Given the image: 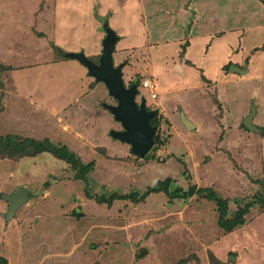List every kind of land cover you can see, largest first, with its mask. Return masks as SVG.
Masks as SVG:
<instances>
[{"label": "rangeland", "instance_id": "obj_1", "mask_svg": "<svg viewBox=\"0 0 264 264\" xmlns=\"http://www.w3.org/2000/svg\"><path fill=\"white\" fill-rule=\"evenodd\" d=\"M130 2L0 0V135L48 138L67 145L84 163L94 162L85 182L50 152L5 157L0 150V192L22 187L31 192L9 226L1 217L8 204L0 200V259L7 264H264V1ZM105 21L119 35H129L113 53L116 65L126 62L127 80H154L150 64L161 61L157 83L168 77L190 87L202 83L199 91L169 95L167 111L157 104L158 95L153 100L142 89L159 120L144 157L112 137V130L124 126L108 108L118 100L105 83L84 73L76 59L53 63V52L43 53L42 44L23 47L26 38L47 43L48 35L39 34L46 31L68 51H83L98 62L90 54L102 53ZM222 30L228 33L216 37ZM139 32L137 42L142 35L146 41L131 48L130 39ZM156 40L161 43H152ZM187 40L199 67L179 59ZM207 43L217 47L203 61ZM230 49L232 60L208 79L200 67L214 65ZM231 64L249 70L232 72ZM252 105L258 131L243 125ZM181 110L197 128L184 126ZM167 178V189L143 197ZM193 186L226 198V219L248 206L244 223L224 229L216 202L205 194L182 196ZM130 193L143 199L98 200Z\"/></svg>", "mask_w": 264, "mask_h": 264}, {"label": "water", "instance_id": "obj_2", "mask_svg": "<svg viewBox=\"0 0 264 264\" xmlns=\"http://www.w3.org/2000/svg\"><path fill=\"white\" fill-rule=\"evenodd\" d=\"M103 30L106 35L102 41L103 49L98 62L90 59L83 51L68 52L66 56L78 60L87 68L90 76L99 82L105 83L110 94L118 100L117 105H108V108L116 120L124 126V130H112V137L128 143L134 153L144 157L154 145L155 127L151 124V118L158 113V110L148 109L145 98H142L140 102L136 100L139 95L136 83L130 86L124 83L123 64L116 65L113 58L119 36L109 26L108 21L104 22ZM248 70V68H242L234 64L229 67V71L240 74H245ZM255 113L256 107L252 105L250 113L243 120V125L248 130H260L254 123ZM180 114L187 129L193 130L196 128V124L186 117L183 111ZM0 199L8 203L7 210L3 213L4 220L8 223L19 207L29 201L30 192L25 187L16 189L11 193L0 192ZM144 252L142 251L141 254ZM232 259L235 260V257L233 256ZM0 264H6V260L1 259Z\"/></svg>", "mask_w": 264, "mask_h": 264}, {"label": "trees", "instance_id": "obj_3", "mask_svg": "<svg viewBox=\"0 0 264 264\" xmlns=\"http://www.w3.org/2000/svg\"><path fill=\"white\" fill-rule=\"evenodd\" d=\"M185 45L182 47V51L180 53L181 59L184 60L186 64L194 66L189 60L185 59ZM59 47L55 48L56 54L59 59H67L65 51H58ZM97 58L100 57V54L95 55ZM230 67V65H227ZM136 83L138 86L140 82L138 78L132 82ZM151 124L156 128L159 124L158 115L155 114L151 118ZM28 148V150H26ZM0 150H5V157H23V156H36L43 152H50L55 157L65 160L68 164H70L71 168L75 171L76 177L87 181V174L93 167L94 162L84 163L81 157L78 156L77 153L71 151L67 145L59 143L55 145L50 139L46 138L44 140H37L33 137H24L18 134H6L0 135ZM24 152V153H23ZM170 178L165 179L164 181H158L157 186L151 187V189L146 193H144L143 197L147 196L151 192H158L163 189L168 188V184L166 181H169ZM181 191L180 188L176 189V193ZM88 194V192L86 193ZM195 194H205L206 198L212 200L217 203L220 214V224L221 226L228 230L232 231L236 226L243 224L245 221V214L248 213L249 207H243L238 212H236L235 218L226 219L227 210H228V200L226 198H222L219 196L215 190L209 187L198 188L193 186L188 191L182 193V196H193ZM89 195V194H88ZM141 196H135L132 193L125 195H112L110 197L102 196L98 200L102 203L112 204L116 199H132L135 203Z\"/></svg>", "mask_w": 264, "mask_h": 264}, {"label": "crops", "instance_id": "obj_4", "mask_svg": "<svg viewBox=\"0 0 264 264\" xmlns=\"http://www.w3.org/2000/svg\"><path fill=\"white\" fill-rule=\"evenodd\" d=\"M119 1H131L130 2V4H134V2H135V4H137V1H142V0H119ZM171 1V0H170ZM173 1V0H172ZM229 1H231V0H229ZM233 1V0H232ZM244 1H247V0H244ZM251 1H264V0H251ZM62 3H65V2H63L62 1ZM67 3H65V5H66ZM63 5V4H62ZM67 5H69V4H67ZM138 6V5H137ZM136 6V7H137ZM190 7H189V11H190ZM188 11V9H184V12H187ZM127 12H129V10L127 9ZM191 12V11H190ZM117 14V13H116ZM125 14H127L126 13V11H125ZM139 16H141L142 15V13L140 12V14H138ZM189 16H190V13L188 14ZM118 16V15H117ZM120 16V15H119ZM113 17V16H112ZM151 17V16H150ZM149 17V18H150ZM55 18V17H54ZM53 18V19H54ZM140 18V17H139ZM52 19V18H51ZM195 19V18H194ZM110 20H114V19H111L110 18ZM150 20H151V18H150ZM111 26V25H110ZM113 26V25H112ZM76 27V26H75ZM132 27V26H131ZM194 27V26H193ZM113 28L114 29H116V27L115 26H113ZM132 29V28H131ZM149 29H150V26H149ZM158 30L160 29V27L159 28H157ZM128 29H126L125 31H127ZM135 27H134V29L132 30L133 31V33H138V32H135ZM190 30H191V28H190ZM235 30L237 31V28H235ZM17 31H19V30H17ZM124 31V32H125ZM130 31V30H129ZM152 31V30H151ZM150 31V32H151ZM232 31H234V29H232ZM218 33H216V37H222L223 35H226L228 32H226V31H224V30H222V31H217ZM131 33V32H130ZM152 33V35L154 34L153 33V31L151 32ZM41 36H46V35H48V40H47V43H45V42H43V41H40L38 38H26L25 40H23L22 42H23V47L24 48H30V49H32V47H34V46H38V45H41L42 44V47H41V50L43 51V53H46V52H50L51 53V51L53 52L52 53V55H51V57L50 58H52V57H54V58H52L53 59V63H63L64 62V60H66V59H56V57H58V55L56 54V51H55V48L56 47H59L60 49H62V50H65L66 52H74V51H68V49H70V48H68L69 46L68 45H65V44H63V43H60V41H58V40H56L55 39V36H54V39L53 38H51L50 36H49V34H48V32H44V33H39ZM128 34V33H127ZM127 34H125V35H119L118 33H117V35L119 36V40L117 41V43H116V48H117V46H118V44L121 42V41H124V40H126L127 41V37L129 36V35H127ZM18 37H20L21 35L20 34H16ZM139 36H136V37H132L131 39H130V41H134V43L131 45L132 47L131 48H136L135 46H138L139 44H143L145 41H146V38H145V35H142L143 36V39H142V41H139V42H137V40H139V38H140V36H141V34H140V32H139V34H138ZM212 35V37H214L213 36V34H211ZM124 36H125V38H124ZM138 37V39H136ZM184 40L185 39H183V41L182 42H184ZM188 41H189V44H188ZM42 42V43H41ZM152 43H154L155 45H158V44H160L161 42H160V40H156L155 42L153 41ZM185 59L186 60H189L194 66H192V67H194L195 68V65L196 66H198L199 67V65H198V63H196V61H194L193 60V58H196V55L193 53V51H192V49H193V44H192V42L190 41V40H187L185 43ZM184 44L182 43L181 44V49H179V52L178 53H181V51H182V47L184 46ZM208 44H210L209 45V47L207 48L206 46L208 45ZM205 47V48H204ZM203 48L205 49V51H204V54L203 55H201L200 57H203V61H208L211 57L210 56H212L213 55V52H214V49H215V47H217V45H213V47H212V44L211 43H207V44H205V46H204ZM41 52V51H40ZM115 52V51H114ZM233 49H230V50H227V52L225 53L226 55L224 56V57H221L220 59H216V62L217 63H215L214 65H209V66H204V68L203 67H200V68H202V69H204V73H206V75L208 76V79L209 78H212L213 76L212 75H215V77H216V75H218V74H212L211 73V71H216L217 69H219L220 67H222V66H224L225 64H227L229 61H231L232 60V58H233ZM86 54V53H85ZM90 54V53H89ZM98 53L97 52H94V53H92V54H90V56H94V55H97ZM87 55V54H86ZM88 56V55H87ZM213 57V56H212ZM59 58V57H58ZM181 58V56H180V54H179V59ZM68 59V58H67ZM182 59H180V61H181ZM183 61V63L184 64H186L185 62H184V60H182ZM181 61V62H182ZM124 62V61H123ZM122 62V60L121 61H117V64L119 63V64H123V69H122V71H123V80H124V78H125V80L128 82V81H130V83L129 84H132V80L133 79H131V78H129V80H127L126 79V75H125V69H126V67H125V64H126V62H124L123 63ZM161 61L160 62H158V63H155V66L151 63L150 64V73H151V76L153 75V76H156L155 77V79H154V82H155V84H156V92H157V95L159 96L158 97V102H157V104H160L161 106H162V109H165L166 111L169 109V107H168V102H167V99H168V97H169V95H174L175 96V94H178V93H180V92H186V91H188V90H192V89H198V91L199 90H201V87H202V83L200 82V83H196L195 84V86H188L187 84L185 85V83L183 82L182 83V81H181V83L179 84V83H175V82H173L169 77L168 78H164L162 81H160V83H157V75L160 73V69H161ZM118 64V65H119ZM83 65V64H82ZM189 65V64H188ZM232 65V64H231ZM230 65V66H231ZM234 65H236V64H234ZM191 66V65H190ZM239 66V65H238ZM206 70H208V71H206ZM83 72L84 73H88V70H87V68L83 65ZM216 73V72H215ZM89 74V73H88ZM165 74V73H164ZM166 76H168L167 74H166ZM87 77V76H86ZM214 78V77H213ZM158 80H159V78H158ZM97 81V80H96ZM99 82V81H98ZM125 83V82H124ZM208 83V82H207ZM86 84V83H85ZM158 84V85H157ZM205 84H206V82H205ZM87 85L89 86V88H90V78L88 79V83H87ZM204 86V85H203ZM200 89H199V88ZM158 89L160 90V91H164V96L162 95V97L160 96V94L158 93ZM200 94H201V92H200ZM85 94L84 95H80L79 96V100H83L84 101V99H85ZM148 96V95H147ZM157 98V97H156ZM155 98V99H156ZM152 99V98H151ZM154 100V99H153ZM150 102L151 101H149L148 100V105L150 104ZM176 104L178 105H180V104H182L181 102H176ZM184 107L186 106L185 104L183 105ZM181 111H183L184 113H185V111L184 110H181ZM168 113V112H167ZM185 115H186V113H185ZM186 117H187V115H186ZM189 118V117H188ZM190 119V118H189ZM183 123V122H182ZM196 124V123H195ZM185 126V125H184ZM196 128H197V124H196ZM26 188V187H25ZM28 189V188H27ZM29 190V189H28ZM29 192H30V190H29ZM30 199H31V192H30ZM30 199H29V201H30ZM1 200V199H0ZM28 201V202H29ZM2 202H5V204H6V206H7V202L6 201H4V200H2ZM26 204V203H25ZM25 204H23V205H25ZM22 205V206H23ZM21 206V207H22ZM8 207V206H7ZM21 207H19V209L21 208ZM18 209V210H19ZM17 210V211H18ZM17 211H16V213H17ZM16 215V214H15ZM14 215V216H15ZM1 217H2V219H3V221H4V223H5V226H9V225H11V223H12V221L11 220H13L14 219V217L8 222V223H6L5 222V220H4V217H3V214H1ZM23 240V239H22ZM54 254L55 253H50V255H53L54 256ZM2 259H5L6 260V264L8 263V261H7V259L6 258H2ZM52 259V258H51ZM50 259V260H51ZM1 260V259H0Z\"/></svg>", "mask_w": 264, "mask_h": 264}, {"label": "built area", "instance_id": "obj_5", "mask_svg": "<svg viewBox=\"0 0 264 264\" xmlns=\"http://www.w3.org/2000/svg\"><path fill=\"white\" fill-rule=\"evenodd\" d=\"M142 89H146L149 92L150 98L155 99L157 97L156 84L153 79L147 77L140 81L141 97L148 99V96L142 92Z\"/></svg>", "mask_w": 264, "mask_h": 264}, {"label": "clouds", "instance_id": "obj_6", "mask_svg": "<svg viewBox=\"0 0 264 264\" xmlns=\"http://www.w3.org/2000/svg\"><path fill=\"white\" fill-rule=\"evenodd\" d=\"M138 89H139V96H141L140 85L138 86ZM143 98H145V97H143ZM140 99H142V97H140ZM145 99H146V98H145ZM147 100H148V99H146V104L148 103ZM140 101H141V100H140ZM140 101H138V102H140ZM147 107H148V104H147ZM149 109H150V108H149Z\"/></svg>", "mask_w": 264, "mask_h": 264}, {"label": "flooded vegetation", "instance_id": "obj_7", "mask_svg": "<svg viewBox=\"0 0 264 264\" xmlns=\"http://www.w3.org/2000/svg\"><path fill=\"white\" fill-rule=\"evenodd\" d=\"M147 102H148V100H147ZM148 109H149V105H148Z\"/></svg>", "mask_w": 264, "mask_h": 264}]
</instances>
